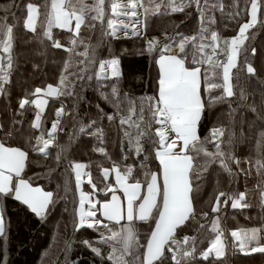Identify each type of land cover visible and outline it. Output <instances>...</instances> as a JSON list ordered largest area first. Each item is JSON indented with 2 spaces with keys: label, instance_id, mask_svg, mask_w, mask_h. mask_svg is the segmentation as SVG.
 <instances>
[{
  "label": "trees",
  "instance_id": "16d2710c",
  "mask_svg": "<svg viewBox=\"0 0 264 264\" xmlns=\"http://www.w3.org/2000/svg\"><path fill=\"white\" fill-rule=\"evenodd\" d=\"M29 2L41 11L35 33L24 28ZM96 2L97 0H81V4L90 8ZM201 2L205 12L203 21L195 5L186 7L184 12L175 13L170 9L166 12L162 9L161 13L152 14L154 9L150 8L146 20L141 8L142 23L147 27L142 26V34L126 38L107 34L110 32L107 19H114L115 22L116 18L106 2L103 24L87 19L81 27L79 37L54 26L50 40L43 35L44 28L41 24L43 21L46 27L44 14L52 11L51 0H48L47 9L42 6L44 0H0V22L13 27L14 35L12 68L8 70L9 82L5 85V92L0 94V124L3 125L0 141L5 146L23 149L28 154L22 178L29 180L33 187L39 186L53 193V203L39 217L13 195H0V213L5 219V231L0 236V264H121V261L110 260L108 257L113 250L119 254L122 243H105V239L113 232H120L123 221L120 227L112 222L107 228L75 226L77 199L71 167L78 162L86 165L85 171L97 186L96 197L99 201L108 199L107 189L112 183L111 177L104 178L105 168L119 166L123 170L125 166L132 167L130 183L133 182V177L144 181L142 164L150 168L151 172H159L151 140L145 137L142 141L145 151L136 155L135 145L129 142L128 135L133 133L134 140L136 130L129 125L121 126L120 120L129 115V101L134 102L138 108L143 99L147 108L149 98L158 96V57L173 52L177 54L179 51L176 47L177 40L166 41V36L199 35L202 39L197 40L196 45L201 42L208 45L212 43L210 37L213 31L222 39L217 42V56L211 64H191L193 54L197 60L201 58V54L196 46L189 45L186 49V67L201 68L203 108L197 122L199 141L196 147L202 151L193 162L196 172L200 173L191 193L194 214L176 230L174 239L182 244L185 235L197 237L195 251L190 257L183 259L182 264H264V253L241 251L239 242L231 236L233 230L264 229V202L261 198V193L264 192V169L258 170V164L264 163V22H260L261 17L258 16L257 24L248 30V39L241 46L237 68L232 70L234 95L217 99L224 95L223 89L215 88L207 92L204 73H208L211 82L222 83V70H214L212 65L226 62L227 57L222 54L227 47L224 40L235 36L239 25L248 16L242 13L235 20L229 18L228 13L233 11V0H209L206 5L203 0ZM221 4L223 10L220 9ZM245 4L246 0H240L239 7L243 9ZM145 6H148L147 0ZM76 7L79 9L80 4ZM3 8L8 10L4 11ZM85 15L94 13L86 12ZM213 19L215 23L212 22ZM93 23L94 28L91 27ZM156 36L162 40L157 39L159 44L149 51L148 41ZM5 38L0 31V39ZM72 39H76L75 46L70 43ZM55 41H59L62 47H55ZM165 43L169 44L167 50L163 48ZM69 48L73 50L69 51ZM210 52L211 47H206L207 55ZM0 54L6 60L2 50ZM104 59L119 61V78H97L96 71ZM247 64L252 65L255 74L246 72ZM113 84L118 88L117 97L111 95ZM48 85L59 87L61 94H55L47 100V106L40 114V128H33L36 109L31 104L21 109L19 101L22 98L34 99L32 93L35 88L46 90ZM117 103L121 109L119 112ZM62 106L64 112L60 116L52 142L46 154L40 153L38 148L42 145H36L35 138L43 134L44 139H47L50 126L57 116L56 110ZM108 116H113L114 119L109 120ZM148 116L149 113L145 111V121ZM133 120H138V116H134ZM89 124L93 126L82 133L80 128ZM145 127L146 124L142 123L141 128ZM156 127L159 125L153 122L151 131L154 132ZM213 129H219L223 134L217 133L214 139ZM8 133L10 135H6ZM217 142L220 151L225 154L223 157L215 156ZM101 148L103 152L100 151ZM204 151L213 153L214 156L207 157ZM189 154L194 153L190 151ZM229 155L239 163L228 159ZM221 159L232 169L231 175L219 163ZM85 186L89 190L88 185ZM220 192L227 193L228 197H222L220 210L212 213L211 207ZM239 192L245 193L242 204H247V207L233 208L230 197ZM225 199L228 200L227 203L223 202ZM205 212L208 213L207 217L202 215ZM217 218L224 233L225 255L205 259L202 253L215 237L216 233L211 229L212 221ZM131 224L135 229L136 239L132 243L131 253L125 254L121 260L126 264H142L144 248L155 226V219H135ZM200 225H205V228L201 229ZM100 234L101 237L98 236ZM260 236V244L264 246V232ZM253 246H256V242L248 247ZM94 247L99 249L100 255L93 252ZM166 247L175 245L170 243ZM184 250H191V247L186 245L181 248L177 253L178 258ZM153 264L174 262L171 254L165 250L163 258Z\"/></svg>",
  "mask_w": 264,
  "mask_h": 264
},
{
  "label": "snow or ice",
  "instance_id": "6c2138e0",
  "mask_svg": "<svg viewBox=\"0 0 264 264\" xmlns=\"http://www.w3.org/2000/svg\"><path fill=\"white\" fill-rule=\"evenodd\" d=\"M106 2L110 5L111 13L118 17L123 11L128 15L129 19H134L137 23L140 22L138 16V9H143L144 20L147 19L150 8L154 9L152 14L161 13L163 9L165 12L170 9L172 13L184 12L186 7L195 5L197 11L200 13L202 21L205 16L204 7L201 0H147L145 6V0H128L127 7L114 2V0H97L96 4L91 8L87 5L81 4V0H51V12H45L46 27L42 21L41 26L44 28L43 35L48 39H52V28L55 26L59 29H67L69 32H73L72 22L75 21L74 36L79 37L82 25L85 24L87 19L92 21H100L102 24L105 20V5ZM206 5L209 0H203ZM80 4L79 9L76 5ZM240 0H233V11L228 13L230 19H237L242 13L249 18L239 25L238 33L229 40H224L226 49L222 54L226 55V62H219L212 65V68L221 69L222 76L220 79L222 83L217 84L211 82L208 73L205 72L204 83L207 85L206 91L211 92L215 88H222L224 95L217 99H224V97H232L233 92V73L232 70L237 68V58L241 51V46L245 40L248 39L246 35L248 30L253 28L258 22V16L261 17L260 22H264V0H246L245 8L239 7ZM45 9L48 7V0H44L42 5ZM8 7H11L9 5ZM215 7V5H213ZM220 9L223 10V5H220ZM2 10L7 11V8ZM86 12H92L94 15L86 16ZM41 15L40 8L29 2L27 4V17L24 21V28L28 31L35 33L37 31V18ZM7 17H5V21ZM215 23V20L212 21ZM145 28L146 24L143 25ZM95 27V23L91 25ZM107 27L110 32L107 34L115 37L118 31V25L114 22V19H107ZM129 25H123V28L127 29ZM132 31L134 34H138L136 23L132 24ZM0 31L6 36L5 39H0V50L6 56H0V94L5 92V85L9 82V71L12 68V49H13V27L7 25L6 22H0ZM202 37L194 35L192 37L179 36L168 37L167 40H177L176 47H178V53L172 55H160L158 64L160 68V78L158 81V97H151L148 100L147 108L143 99L139 103L137 108L134 102L129 101L128 111L129 115L126 118H121L120 124L129 125V127L135 128V139H132L133 133H128L129 142L135 145L134 152L136 155L144 153L143 143L145 137L151 140L154 149V158L158 160L160 169L159 172H151L150 168L142 164L141 168L144 169V181H140L133 177V182H129V177L132 175L133 168L125 166L123 170L119 166H114L116 184L119 185V190L122 191L126 200V207L120 202V198L115 194L117 187L113 186L107 189L108 193H112L111 201L105 202L102 205V217H97L96 205L87 199L86 194L81 191L80 193V212H79V224L80 226H87L89 228L104 227L108 225L107 221H114L119 223L121 220L129 222L126 226L122 227L120 232H113L111 236L105 239V243L109 241H117L122 243L125 252H130L133 241L136 239L135 229L131 222L134 219L140 221L148 220L150 217H154L155 226L151 231L150 238L147 241L146 251L143 255L142 264H153L154 261H159L163 258L165 250L171 254V260L174 264H182V260L190 257L195 251V244L197 237H189L185 235L183 237V243L174 239L176 230L185 224L186 221L194 214V207L192 202L191 193L193 192V184L196 180H199L200 173L196 172L194 168V160L199 158L202 149L196 147V143L199 141L197 134V122L200 118L203 108V102L201 99V68L200 67H186L187 52L186 49L189 45L196 46L201 54L199 60L196 59L195 54L191 64H211L213 59L217 56V47L214 42L219 41L222 37L215 31L211 32V42L205 45L201 42L196 45L197 40H201ZM83 42V41H81ZM70 43L75 46L76 39H72ZM159 41L156 38L148 41V50L152 51ZM54 46L57 48L62 47L59 41L54 42ZM206 47L212 48V55H207ZM163 48L167 50L169 44L165 43ZM73 50L72 48L68 49ZM255 51L254 49L252 50ZM86 54V53H85ZM6 63V68H5ZM119 61L117 59H111L109 61H103L99 63L100 72L97 74V78H119L121 75L119 71ZM246 72L248 74H255V69L251 64H247ZM110 71V77L108 72ZM92 79V77H88ZM239 77H237V80ZM63 85V79L61 80ZM46 95H59L61 89L59 87L53 88L52 85H48L47 89L40 87L35 88L32 93L36 99L29 100L22 98L19 101V107L23 109L25 105L34 104L37 108H41L46 101L39 98L40 94ZM71 95V93H68ZM111 95L113 97L118 96V88L113 84L111 86ZM243 95V94H242ZM107 98V97H105ZM117 111H121L119 104L117 103ZM147 111L149 116L145 121L144 112ZM63 106L56 110V115L59 117L63 114ZM134 116H138V120H133ZM107 119H114L113 116H108ZM40 113H37L33 128H40ZM153 122L159 125L152 132ZM146 124L145 128H141V124ZM94 124V122H93ZM93 124L85 125L80 128L83 133L88 128H91ZM59 121L52 123L51 131L48 135L54 137L58 128ZM175 133V138L169 142L168 129ZM0 131H3V125L0 124ZM223 133L219 129H213L212 135L215 139L216 134ZM99 134V133H97ZM10 135V133L6 134ZM31 143V140L29 141ZM51 140L44 139L43 134L35 138L36 145H42L38 148L40 153L46 154V150L51 144ZM217 152L215 156L223 157L225 154L220 151V145L217 142L215 144ZM103 152V148L100 149ZM194 154H189V152ZM27 153L17 147L5 146V143L0 141V194L6 196H12L17 201H21L27 205L33 213L37 216H42L49 208V205L53 203V193L50 191H44L41 187H33L29 180L21 177V173L25 168V161ZM204 155L207 157H213V153L204 151ZM59 160V156L57 157ZM126 159V158H125ZM228 159L233 160L234 157L229 155ZM221 166L230 175L232 169L229 167L224 159L219 161ZM75 169V182L76 187L79 188L82 183V175L85 173L83 169L86 165L82 163H74ZM264 169V163L258 164V170ZM104 178L109 175L110 170L105 168ZM150 173V175L148 174ZM162 176V183L158 182ZM15 177V179H14ZM88 183L92 185L93 190L97 189V186L93 183L89 176ZM146 188V193L142 194V189ZM228 197L225 192H220L215 197V203L211 207L212 213H217L220 210L221 198ZM262 202H264V192L261 193ZM232 200L231 206L247 207V204H242L245 200V193L239 192L230 197ZM88 203L89 210L85 211V203ZM227 203L228 200L223 201ZM138 213V215H135ZM155 213V216H154ZM204 217L208 216V213H202ZM201 229L205 228V225H200ZM212 232L216 233L215 237L210 242V247L202 255L207 259L209 256L215 254L217 258L225 255V242L223 240L224 233L219 227V219L212 221ZM5 231V219L2 213H0V236ZM264 232L262 228H252L250 230L237 231L233 230L231 236L239 242L238 247L241 251L247 250V252L264 253V246L260 244V233ZM207 238V237H205ZM252 242H256V246L248 247ZM88 244V242H85ZM175 245V247H166L169 244ZM190 246L191 250H184L180 253L178 258V251L184 246ZM90 246V244H89ZM93 252L100 255L99 249L93 248ZM117 253L113 250L109 255V259L112 260L117 257ZM121 264H126L121 260Z\"/></svg>",
  "mask_w": 264,
  "mask_h": 264
},
{
  "label": "rangeland",
  "instance_id": "374dc122",
  "mask_svg": "<svg viewBox=\"0 0 264 264\" xmlns=\"http://www.w3.org/2000/svg\"><path fill=\"white\" fill-rule=\"evenodd\" d=\"M116 3H119V4H122V5H124L125 6V8L127 7V3H128V0H127V2H119L118 0H116L115 1ZM137 12H138V16L140 17V22L139 23H137L134 19H129V17H128V15L127 14H125L123 11H121V14L119 15V16H122V17H124V18H120V17H116L115 16V18H116V21H115V23L119 26L118 27V31H117V37H120V38H126V37H128V36H132V35H139V34H142V32H143V30H142V26H143V23H142V17H141V13H142V11H141V9H138L137 10ZM249 18V17H248ZM133 23H136V26H137V30H138V34H134L133 33V31H132V24ZM129 25V27L127 28V29H125V28H123V25ZM74 27H75V21L73 20V22H72V28H73V32H71V33H74ZM64 30H67V29H64ZM234 37V36H233ZM232 38V37H231ZM231 38H229L228 40L230 41V39ZM156 39H161L162 40V38L161 37H159V36H156ZM217 42L218 41H216V42H214L216 45H218L217 44ZM213 43V42H212ZM209 55H212V48H211V52L209 53ZM160 57V56H159ZM159 57H158V60H159ZM103 61H109V60H107V59H104V60H102L101 62H103ZM237 61H238V58H237ZM157 63H158V61H157ZM158 71H159V78H160V75H161V73H160V68H159V64H158ZM99 72H100V69H99V67H98V70L96 71V74H99ZM110 71L108 72V76L110 77ZM159 85V84H158ZM158 88H159V86H158ZM158 97V96H157ZM202 99V98H201ZM60 109V108H59ZM57 118L58 117H56L54 120H53V122L54 121H57ZM51 127H52V125L50 126V129H49V131H51ZM174 135H175V133L174 132H172L171 130H170V128L168 129V136H169V142L171 141V139H173L174 138ZM46 140H49V136L47 137V139ZM78 163H82L83 164V162H78ZM74 165V164H73ZM113 168L114 167H112V168H108L109 170H110V172H109V175L106 177V178H108V177H111L112 178V180H111V182L112 183H110L111 185H110V187H113V186H115V187H117V192L115 193L119 198H120V202L126 207V200H125V198H124V196H123V193H122V191H120L119 190V185H117L116 184V179H115V171H113ZM71 171H73V174H74V180H75V169H74V167L72 166L71 167ZM83 172L85 173L84 175H82V183H81V185H80V187L79 188H77L76 187V182L74 181V185H75V192H76V195H75V199H77V205H76V209H75V213H76V218H77V223H75V226L77 227V228H80V224H79V212H80V205H79V200H80V193H81V191L83 192V193H85L86 194V197H87V199H89V200H91V202L93 203V204H95L96 205V210H97V217L98 218H103L102 217V211H103V209H102V205H103V203H105V202H110L111 201V197H112V193H109L108 194V199L106 200V201H99L98 200V198L96 197V194H97V189L96 190H93V188H92V185L91 184H89L88 183V179H89V174L85 171V168L83 169ZM103 175H104V171H103ZM85 185H88V189L89 190H87V189H85ZM109 187V188H110ZM144 193H146V188H144V189H142V194H144ZM22 203V202H21ZM232 204V203H231ZM84 210L85 211H88L89 210V205H88V203L86 202L85 203V206H84ZM135 215H138V213H136ZM123 221V223H129V222H127L126 220H121L119 223H117V222H114V221H107L106 219H105V223L108 225L110 222H112V223H114V224H116L117 226H121V222ZM134 221V220H133ZM132 221V222H133ZM131 222V223H132ZM86 226V225H85ZM122 229V228H121ZM120 229V230H121ZM101 235L102 234H100V235H98L99 237H101ZM210 247V246H209ZM95 248V247H94ZM102 251V250H101ZM120 253L117 255V257L116 258H114V260H116V261H121V259H123V257H124V255L125 254H130L131 253V251H132V249L130 250V252H125V250H124V248H123V246H122V248L120 249V250H118ZM207 251V250H206ZM211 256H214V257H216L215 256V254H213V255H211ZM205 258V257H204Z\"/></svg>",
  "mask_w": 264,
  "mask_h": 264
},
{
  "label": "crops",
  "instance_id": "0c3cea01",
  "mask_svg": "<svg viewBox=\"0 0 264 264\" xmlns=\"http://www.w3.org/2000/svg\"><path fill=\"white\" fill-rule=\"evenodd\" d=\"M25 19H26V17H25ZM170 55H172V53L170 54ZM0 56H2L1 54H0ZM158 61V60H157ZM5 68H6V66H5ZM54 97L55 96V94L54 95H46V94H44V93H41L40 94V97L39 98H41V99H43V100H45L46 102H47V100L50 98V97ZM37 97H35L34 99H36ZM31 106L32 107H34L35 109H36V111H37V113H43L44 112V110H45V108H46V106H47V103H45L41 108H37L34 104H31ZM56 117H58V116H56ZM57 121H59L60 122V116L57 118ZM57 131V130H56ZM52 138L53 137H51V136H49V140H52ZM174 138H175V135H174ZM50 146V145H49ZM9 147H14V146H9ZM22 151H24L23 149H22ZM160 167V166H159ZM21 177H22V173H21ZM14 179H15V177H14ZM158 182H160V183H162V176L159 178V180H158ZM43 189V188H42ZM45 191V190H44ZM0 195H2V194H0ZM13 196H14V194H13ZM21 202V201H20ZM30 209V208H29ZM30 211H31V209H30ZM32 212V211H31ZM33 213V212H32ZM35 214V213H34ZM135 220V219H134ZM76 223H77V218H76ZM127 225V223H122V226H121V228L122 227H124V226H126ZM133 226V225H132ZM151 234V233H150ZM150 237V236H149ZM123 246V245H122ZM144 251H146V248H144Z\"/></svg>",
  "mask_w": 264,
  "mask_h": 264
}]
</instances>
